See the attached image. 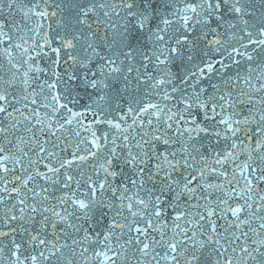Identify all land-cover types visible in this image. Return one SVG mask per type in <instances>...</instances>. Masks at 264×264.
I'll use <instances>...</instances> for the list:
<instances>
[{"label":"snow or ice","instance_id":"obj_1","mask_svg":"<svg viewBox=\"0 0 264 264\" xmlns=\"http://www.w3.org/2000/svg\"><path fill=\"white\" fill-rule=\"evenodd\" d=\"M0 264H264V0H0Z\"/></svg>","mask_w":264,"mask_h":264}]
</instances>
